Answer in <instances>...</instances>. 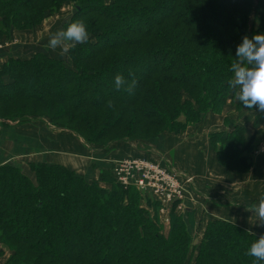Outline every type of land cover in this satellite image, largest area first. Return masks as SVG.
Wrapping results in <instances>:
<instances>
[{"label": "trees", "instance_id": "obj_1", "mask_svg": "<svg viewBox=\"0 0 264 264\" xmlns=\"http://www.w3.org/2000/svg\"><path fill=\"white\" fill-rule=\"evenodd\" d=\"M66 2L74 10L62 30L82 20L90 39L71 45L68 61L38 51L3 62L0 118L19 127L48 117L101 147L152 146L221 114L239 92L231 84L236 46L264 32V0H0V42ZM115 73L131 90L116 89ZM97 78L108 81L104 95ZM33 82L39 90L27 93ZM234 107L264 118L255 106ZM248 134L237 125L212 135L229 169L252 166L255 134ZM160 206L123 187L113 170L98 180L42 160L0 162V242L13 253L7 264H256L247 250L261 236L220 219L200 221V234L192 214L176 210L165 229Z\"/></svg>", "mask_w": 264, "mask_h": 264}, {"label": "crops", "instance_id": "obj_2", "mask_svg": "<svg viewBox=\"0 0 264 264\" xmlns=\"http://www.w3.org/2000/svg\"><path fill=\"white\" fill-rule=\"evenodd\" d=\"M57 25L59 23L50 24L52 28H56ZM38 27L23 31L18 35L19 38L15 31L9 38L2 40L0 64L12 57L13 51L20 50L22 52L14 57L27 58L35 52L44 51L58 59L66 57L69 60L68 51H62V45H58L55 50L47 49L46 43L55 32L50 37ZM236 102L230 101L231 104L228 103L229 105L221 114L211 113L203 122L188 126L180 134H165L152 146L140 148L139 145L129 141L104 147L90 145L70 130L62 128L52 131L53 126L48 128V136L41 133L38 128L32 133L26 132L22 137L23 147L19 148L17 153H13L25 157H36L49 163L62 164L78 174L90 179H98L102 172L112 171L121 159L132 155H143L146 154L144 151L151 149L168 157L174 166L194 177L195 186L188 187L189 192L180 205L184 214L191 213L195 218L194 221L198 222L196 232L199 229L198 232L203 233V226L199 225L200 221L220 219L233 221L250 233L264 236V225L254 224L258 219L255 212L245 210V205L257 206L260 198L264 197V154L257 151L264 140L259 138L264 134V118L257 120L255 128L258 112H237L234 107ZM237 125L248 129L247 137L255 134L256 149L252 154V166L247 172L229 169L214 148L212 141V135L230 132ZM253 128L255 130H252ZM19 129L20 126L14 128L12 135L7 137L6 141H15L19 135ZM5 145L7 144L0 145V162L4 163L14 160L13 155L6 153ZM147 155L154 157L153 152Z\"/></svg>", "mask_w": 264, "mask_h": 264}, {"label": "clouds", "instance_id": "obj_3", "mask_svg": "<svg viewBox=\"0 0 264 264\" xmlns=\"http://www.w3.org/2000/svg\"><path fill=\"white\" fill-rule=\"evenodd\" d=\"M62 38V39H61ZM90 39L87 25L82 20H77L66 27V29L55 33L48 41L51 49H57L62 45V51H67L66 45L71 43L83 44ZM235 56L240 63L231 65V72L234 78L231 84L234 89L238 88L237 101L246 109H253L255 106L259 111L264 112V32L257 33L251 37L245 35L236 46ZM247 62L248 67L243 66ZM115 87L120 90L122 87L131 90V85L122 75L115 76ZM245 210L255 212L258 217L254 224L264 225V197L260 198L257 206L245 205ZM247 255L254 257L256 264L264 261V236L256 238L250 245Z\"/></svg>", "mask_w": 264, "mask_h": 264}, {"label": "built area", "instance_id": "obj_4", "mask_svg": "<svg viewBox=\"0 0 264 264\" xmlns=\"http://www.w3.org/2000/svg\"><path fill=\"white\" fill-rule=\"evenodd\" d=\"M144 152L146 154L121 159L113 171L117 182L123 187L133 186L142 193L155 197L161 204L160 214L164 217L163 222L167 224L169 217L165 216H169L173 206L182 209L180 204L189 192L188 187L194 188L195 179L174 166L168 157L159 152L151 149ZM152 152L154 157L147 155ZM261 153H264V146Z\"/></svg>", "mask_w": 264, "mask_h": 264}, {"label": "rangeland", "instance_id": "obj_5", "mask_svg": "<svg viewBox=\"0 0 264 264\" xmlns=\"http://www.w3.org/2000/svg\"><path fill=\"white\" fill-rule=\"evenodd\" d=\"M73 10H74V6L70 3V2H66V3H64L61 7H60V9L59 10H57V11H55V12H53V13H51L50 11H47L46 12V17H44V20H43V22L40 24V25H38L37 27H38V29L39 30H41L42 32H44L45 34H47V36H52L53 35V33L55 32V33H58L59 32V30L60 31H62V29L64 28V26H63V23L65 24V22H68V20L71 18V15H72V13H73ZM160 12H164V10H159V12H158V14H160ZM0 22H1V19H0ZM53 22H54V24L55 23H59V25H57V27L56 28H52V26H50V24L52 23L53 24ZM27 30H29V29H27ZM27 30H16V32H17V37L19 38V34H22L23 33V31H27ZM30 30H33V29H30ZM29 30V31H30ZM52 30V31H51ZM124 31V30H123ZM132 31V30H131ZM15 32V31H14ZM1 43H3L2 41L0 42V44ZM46 44H48V43H46ZM71 43H68L67 45H66V47H67V51L70 49V47H71ZM47 49H50V47H49V45L47 46ZM53 50V49H52ZM22 51L20 50V51H13L12 52V58H14V56L15 55H17V54H19V53H21ZM15 58H20V57H15ZM26 58V57H25ZM65 61L67 60L68 61V58H63ZM67 63V62H66ZM2 64H0V66H1ZM118 73H115L113 76L115 77L116 75H117ZM39 77H40V75H39ZM42 78V77H41ZM97 81H101L102 83H104V85L102 86V85H100V86H98L99 87V90H100V92H101V94H106L107 93V88H106V85H107V83H108V81H106L104 78H97ZM63 85V84H62ZM39 84L38 83H35V82H33V83H31V85H30V87H27L25 90H26V92L28 93V92H31L32 90L34 91H36V90H39ZM1 90L2 89H0V92H1ZM5 90V89H4ZM8 91L9 90H5V92L6 93H8ZM88 92H89V94H93V90H87ZM229 104H231V103H229ZM229 104H227V105H229ZM43 116H45V115H43ZM128 118H129V116H128ZM257 118L255 119V128L257 127ZM28 126H31V127H33V128H29ZM55 128H54V127ZM50 127H53V129H52V131H56V129H62L61 127H59V126H57V125H55L50 119H48V117L47 118H37L36 120H34V119H29L28 121H25L22 125H20V129H19V135L15 138V141H6L7 140V138L5 139V141L3 142V143H6L7 145H5L6 146V148H5V151H6V153L7 154H9V155H13V158H14V160L13 161H17V162H19L20 164H25L26 162H28L29 160H38L39 158H37L36 159V157H25V156H23V155H21V154H14L13 152H16L17 153V150L20 148L21 149V147H23V142H22V137H24V135H25V133L26 132H28V131H31V133H32V131H34V130H36L37 128L39 129V131L41 132V133H45L44 135H47L48 136V132H49V130H48V128H50ZM252 130H255L254 128L252 129ZM77 136L78 137H81V136H79L78 134H77ZM9 137V136H8ZM81 138H83V137H81ZM259 138H262V139H264V134L262 135V136H260ZM84 139V138H83ZM259 141V140H258ZM3 143H1V144H3ZM0 144V145H1ZM88 144H90V143H88ZM90 145H93V144H90ZM138 145V144H137ZM99 146V145H98ZM264 146V140L262 141V143H261V145L259 146V148H257V151H258V153H261V148ZM138 147H140V148H143V147H146V146H138ZM220 147V146H219ZM261 154H264V153H261ZM15 155H17V156H15ZM40 160V159H39ZM222 161L224 162V164L225 165H227V166H232L231 164L229 165V162H227L225 159H223L222 158ZM106 173H109V171H105ZM100 178H98V180H99ZM113 183V182H112ZM101 185H103V186H105V187H108V180H104V181H101V183H100ZM181 211L182 213H184V211L183 210H179L178 208H175V206H173L172 208H171V211H170V214H169V216H165V217H169V222H166L167 224H165V226H167V227H165V229H168L169 227H170V222H171V220H170V215H171V213H172V211ZM165 222V221H164ZM237 225V224H236ZM197 236V235H196ZM199 237V236H198ZM11 255H13V253H12V251L10 252V249L7 247V246H4V244H2L1 242H0V264H7V260H8V258L9 257H11Z\"/></svg>", "mask_w": 264, "mask_h": 264}, {"label": "water", "instance_id": "obj_6", "mask_svg": "<svg viewBox=\"0 0 264 264\" xmlns=\"http://www.w3.org/2000/svg\"><path fill=\"white\" fill-rule=\"evenodd\" d=\"M18 126V121H12L6 118H0V144L12 135V130Z\"/></svg>", "mask_w": 264, "mask_h": 264}]
</instances>
